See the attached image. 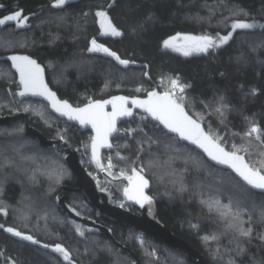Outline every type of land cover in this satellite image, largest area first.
I'll return each instance as SVG.
<instances>
[{
    "label": "trees",
    "instance_id": "obj_1",
    "mask_svg": "<svg viewBox=\"0 0 264 264\" xmlns=\"http://www.w3.org/2000/svg\"><path fill=\"white\" fill-rule=\"evenodd\" d=\"M0 2L6 5L3 13L22 11L28 17L22 28L0 27V57L10 53L31 55L45 67L52 89L74 106L117 94L147 99L150 91H165L167 78L179 77L181 83L191 85L186 89L188 112L195 118L202 114L205 129L211 125L227 140L229 151L233 143H244L241 137L250 122L264 131V28L238 29L227 44L200 55L184 56L163 49L164 41L177 34L215 38L232 31L235 21L264 24V0H66L61 7H53L55 0ZM97 11L108 13L121 37L101 35ZM92 39L130 61L129 65L125 67L89 51ZM13 82H17L16 73L8 61L0 60V117L27 115V120L16 117L8 124H0V207L7 212H0V224L32 235L41 244H61L73 264H135L125 247L142 264H194L184 250L103 217L83 192L62 190L63 186L75 189L76 176L66 162L61 142L71 146L75 142L54 126H67L68 130L75 126L56 117L42 101L19 97L23 103H42L41 111L49 117L45 119L50 126L30 111L13 107L6 90ZM220 97L229 106L223 123L214 111ZM131 124L145 127L148 134L139 129L131 137L116 136L112 150L102 154L101 164L105 166L111 158L120 166L143 168L151 182L149 193L157 202L160 220L176 236L192 244L207 264H230L233 260L235 264H264V241L259 238L264 235V222L259 217L264 194L249 189L231 171L215 166L195 148L167 139L171 135L149 116L144 121L136 117L126 120L119 130ZM27 125L60 143L40 145L27 133ZM148 137L158 143L150 146ZM165 144H174L180 151H172ZM141 147L143 151H139ZM190 155L203 161L199 168L193 167ZM116 178L124 190L125 182ZM60 196H66L67 205L76 210L74 213L79 212L78 216L108 227L116 241L71 219L59 206ZM212 197L219 198L222 204L231 199L234 206L239 202L246 209L244 220L252 217L250 240L225 232V221L205 203ZM133 212L139 210L135 208ZM72 222L82 226L85 237L76 233ZM213 235L218 240L205 239ZM141 236L143 245L138 239ZM235 239L246 249L244 254H236ZM153 251L154 256L148 255ZM0 253V264H68L51 247L33 245L3 229Z\"/></svg>",
    "mask_w": 264,
    "mask_h": 264
},
{
    "label": "snow or ice",
    "instance_id": "obj_2",
    "mask_svg": "<svg viewBox=\"0 0 264 264\" xmlns=\"http://www.w3.org/2000/svg\"><path fill=\"white\" fill-rule=\"evenodd\" d=\"M65 3L66 0H55L53 7H61ZM96 16L99 18L101 35H122L113 25L107 12L97 11ZM27 20L28 17L24 16L21 11H16L0 18V26L14 21L17 27H23ZM256 27L264 28V24L235 21L231 24L232 31L226 35H217L214 38L207 34L200 36H181L177 34L176 37L165 40L164 47L181 52L184 56H189L193 52L208 53L209 50H215L227 44L232 38V33L236 30L253 29ZM176 41L181 42L176 43ZM89 51H102L125 67L130 63V61L126 59H121L120 56L107 47L98 44L96 39L91 40ZM9 59L12 61V67L20 74L19 83L22 86V91H20L18 95L25 96L31 94L33 96L44 97L49 101L51 108L58 113L59 116L67 117L69 121H77L81 126L91 125L95 132V136L91 137L92 159L102 170H110L113 165L111 160H109L107 169H104L98 159V150L101 147H112L109 143V137L114 132L119 131L116 126L117 120L120 117H131L133 115L132 108L128 107L130 102L133 108L142 109L152 120L157 122V126H162L167 134H172L171 136H166L167 139L173 141H187L189 144L194 145L196 149L201 150L203 154H205L209 160L215 162L216 165H222L230 169L249 189L264 193V131H262L255 122H250L248 130L241 137L244 143L240 145L233 143L231 146L232 150H227L226 145L221 142L223 137L214 132L211 125L208 126L207 131L202 127V114H199L197 118H193L192 115H189L186 110V101L188 100L186 89L191 87V85L181 83L179 77L167 78L168 86L165 88V91L162 93L150 91L147 93L148 98L146 100L132 98L131 101H129L127 97L117 96L106 101L93 102L90 100L84 107L74 108L67 101L59 100L56 94L48 88L47 84L44 82L43 69L35 60L28 56L15 55L9 57ZM145 75H147V73H145ZM161 83L164 84V81L162 80ZM137 91H139V89H137ZM109 104L112 106V111L106 112L105 108ZM228 107L229 106L224 103L223 97H220L216 101L214 111L221 117V123H223V118L225 117ZM38 114L41 119H45L44 112L41 111ZM127 131L130 134L134 130L129 129ZM63 138L64 137L61 135V139ZM147 139L150 146L152 143H158V141H154L151 137ZM165 147L172 151H180L174 144H165ZM139 151H143V148L141 147ZM246 156L248 159H246ZM121 159L124 158L121 157ZM189 159L192 161L194 168H199L203 163L197 156L190 155ZM187 162L186 160L185 163ZM143 171V168L139 171L133 168L132 175H126L123 171L120 173L121 176H126L129 182V186L124 188L125 197L139 204L141 208L144 207L145 203L148 205L152 204L151 198L144 193V189L149 186V181L141 174ZM185 171H187V168H185ZM109 174L111 175L112 173L109 171ZM31 179H35L34 174ZM173 182L175 183L176 181ZM180 184L181 190H183V182L180 181ZM0 191H2V189H0ZM205 203H207L210 211L214 209L221 219L225 221L226 233L233 232L237 234V237L251 239L253 233V227L251 226L252 217L249 215L248 220H244L243 216L246 209L241 207L239 202L234 206L230 199L228 204H222L219 198L212 197L209 198L208 201H205ZM120 206L125 207L124 204ZM253 206L255 207V205ZM73 211L76 210L73 209ZM0 212L7 215V212L2 207H0ZM76 214L80 215L79 212H76ZM259 217L260 220L264 222V208H261ZM72 223L74 224L76 233L81 237H85V231L82 230V226L74 222ZM245 224H248V227H245ZM0 229H3L5 232L21 240L28 241L33 245H39L44 249L51 247L52 252L58 253L65 261H68V264H73L70 259V253L61 244H56L54 247L48 244H41V242L32 235H26L13 227H5L3 224H0ZM218 238L217 235L205 237L206 240H218ZM259 238L264 241V235H260ZM138 239L143 245L144 241L142 236L138 237ZM235 245L237 255L245 253L246 249L239 239H235ZM0 255H2V253H0ZM148 255L154 256L155 252H150ZM12 264H15V261H13ZM230 264H235V261H230Z\"/></svg>",
    "mask_w": 264,
    "mask_h": 264
},
{
    "label": "water",
    "instance_id": "obj_3",
    "mask_svg": "<svg viewBox=\"0 0 264 264\" xmlns=\"http://www.w3.org/2000/svg\"><path fill=\"white\" fill-rule=\"evenodd\" d=\"M14 55L15 56H28L31 59L35 60L40 65V67L43 69L44 82L47 84L48 88L52 92H54L56 94V96H57V98L59 100L67 101L74 108H76V107H81L82 108V107H84L86 105L85 104V105H82V106H74L70 101H68L66 99H62L58 95V93L55 90H53L52 87L50 86V84L48 82V79H47V76H46L45 67L42 64H40L37 61V59H35L31 55L23 54V53H10V54L1 56L0 60L8 61L10 63L12 70L17 75V83L18 84H20L19 83L20 74L14 67H12V61L9 59V57L14 56ZM117 96L127 97V98H129V101H131L132 98H136V99H140V100H146V99L140 98V97H131V96H127L125 94H117V95H113V96H111L109 98H106V99L95 100V101H106V100H110L113 97H117ZM22 97L25 98V99H33V100L42 101V102L46 103L49 106L51 112L56 117H58L59 119L65 120L67 123H69L71 125H74L78 129H80L82 132H91L93 134V136H95V132L92 129L91 125L81 126L77 121H69L67 119V117L59 116V114L56 113L51 108V105H50L49 101L46 100L44 97L33 96L31 94H27V95L22 96ZM95 101H93V102H95ZM128 107L132 108L133 115L131 117H120L117 120V125H116L117 129H119V126L121 125V123H123L126 120H131L136 113H138L140 111H143L140 108H133L130 102L128 104ZM186 110H187V108H186ZM105 111L106 112H111L112 111V106L110 104L107 105L106 108H105ZM189 115H191V114L189 113ZM16 117H21L24 120H27L26 113H18L17 115H14V116L0 117V124H8L12 120H14ZM193 118H195V117H193ZM202 127L205 129L203 123H202ZM27 133L30 136H33V137L37 138L39 143H40V145H42L44 147H50V146H53V145H55L57 143H60L58 141H50L47 137H45L42 134L41 131L31 127L30 125H27ZM116 133L117 132H114L109 137V143L112 145L111 148H108V147L99 148V150H98V159H99L100 164H101V156H102V154L104 152H106V151L112 150V148H113V139L116 137ZM170 135H172V134H170ZM181 142L185 143L186 145H189L192 148H195L194 145L189 144L187 141H181ZM61 143L65 146V149H66V154H67L66 155V162H67L68 166L70 167L71 171L76 176V188L75 189H71V188H69L67 186H63L62 187L63 191L75 190L77 192H83L85 197H86V199L88 200V202L90 204H92L95 207V209L100 213V215H102L103 217H105V218H107V219H109L111 221L118 222V223H121L123 225L131 226V227H134L136 229L145 231V232L149 233L150 235H152L154 238L161 239V240L166 241L168 244H170V245H172V246H174V247H176L178 249L184 250L187 253V255L190 258V260L194 264H207L204 256L192 244H190L186 240L176 236L160 220V217H159V214H158L157 202L155 201L153 196L150 195V193H149L150 189H151V182L144 175L143 172L141 174L149 181V186L144 189V193H145V195H147V196H149L151 198L152 204L148 205L147 203H145L144 207L141 208L139 204H136L135 202L130 201V200L127 199L129 202L134 204L135 207L140 211V213H135L133 211H129V210H126L124 208H121V207L117 206L115 201L111 198L110 194L102 189L101 179L98 176H96L95 174H93L88 168H86L83 165V163L80 160L78 151L76 149L72 148L71 145H69L65 141H62ZM196 150L203 154V152L201 150H199V149H196ZM91 152H92V150H91ZM203 155L206 157V159L209 162H211L215 166L231 171L230 169L226 168L225 166L216 165L215 162L209 160L205 154H203ZM139 170L140 169H137V171H139ZM233 174L236 176L235 173H233ZM236 177L240 180V178L238 176H236ZM119 179L123 180L126 183V187L129 186V182H128L126 177H121ZM114 180L117 182V178H114ZM240 181H242V180H240ZM254 191H256V190H254ZM256 192L261 193L259 191H256ZM262 194H264V193H262ZM58 203H59V206L68 214V216L71 219L83 223L85 226H87L90 229H98L100 232H102L108 238L113 239L114 241H116L113 238L112 232H111V230L108 227L97 223L95 220L82 218V217L78 216L76 213H74L69 208V206L67 205L66 196L58 197ZM1 213L3 214V212H1ZM116 244H117L118 247H122V245L120 243L116 242ZM125 251L127 253L131 254L135 258V264H142L140 258L132 250H130V249L125 247Z\"/></svg>",
    "mask_w": 264,
    "mask_h": 264
},
{
    "label": "built area",
    "instance_id": "obj_4",
    "mask_svg": "<svg viewBox=\"0 0 264 264\" xmlns=\"http://www.w3.org/2000/svg\"><path fill=\"white\" fill-rule=\"evenodd\" d=\"M6 90H7L8 94L10 95V97L12 99L13 105L17 109L24 108L26 111L34 112L33 114H36L37 116H40L37 113L36 108L33 106L34 103H31V102H25V103H23L19 99V97H22V96L18 95V93L20 91H22V86L20 84H18L16 82L15 85H9V86H7ZM147 116H148L147 114H139V113H136L134 115V117H136V119L139 120V121H144ZM134 117L132 119H134ZM129 129H131V130H139L140 129L143 132H145L146 134H148L146 132V130H145V127H135L134 125L131 124V125H129L128 130ZM80 131L81 130L75 131V134L76 135H79ZM133 132L134 131H132L129 134V132L126 131V133L130 137L133 135ZM122 134H123V131H120L119 130V131H117L116 136H121ZM88 136H89V140H91V137H93V134L91 132H88ZM71 138L74 140L75 143L78 140H81V139H79L77 136H75L73 134L71 135ZM222 142H224L225 145L228 144L227 140H224V137H223ZM78 144H79V141H78ZM154 144H156V143H154ZM83 146H84V144L81 141L80 142V145L74 144V146H71V147L74 148V149H76L77 151H79V150L81 151V154H79V157H80V160H81L82 163H83V161H85L84 163H86V159L87 160H90V162L92 163L93 166L92 165L91 166L89 165L88 169L93 174H95L96 176H98L101 179L102 189L110 194L111 198L115 201L116 205L119 206V207H121L120 205L121 204H124L125 207H121V208H124V209L129 210V211H133L136 208L135 205L132 204L131 202H129L127 200V198L124 195V190H119V189L116 188L117 187L116 186V183L117 182L114 180L115 176H113V174H111V175L109 174V171L111 173H114L115 172V169L114 168H116V167L113 165V167L110 170H102L100 167L97 166V163L92 159V152L91 151H90V157L87 158L86 153L84 151H82ZM107 167L108 166H103L104 169H107ZM120 168L121 167L117 166V170L120 169ZM124 172L126 173V175H131L132 174V172H129V171H126V170ZM122 177H126V176H122Z\"/></svg>",
    "mask_w": 264,
    "mask_h": 264
},
{
    "label": "rangeland",
    "instance_id": "obj_5",
    "mask_svg": "<svg viewBox=\"0 0 264 264\" xmlns=\"http://www.w3.org/2000/svg\"><path fill=\"white\" fill-rule=\"evenodd\" d=\"M27 24H25V26H26ZM24 27V26H23ZM20 28H22V27H20ZM118 29V28H117ZM120 31V30H119ZM121 32V31H120ZM181 36H183L184 34H180ZM102 36H107V37H113V38H119V37H121V35L120 36H112V35H102ZM177 35H175V36H173V37H176ZM191 36H193V35H191ZM172 38V37H171ZM170 39V38H169ZM168 40V39H167ZM181 41H176V43H180ZM98 43V42H97ZM98 44H100V43H98ZM100 45H102V44H100ZM104 46V45H103ZM104 47H106V46H104ZM108 48V47H107ZM109 49V48H108ZM163 49L164 50H167V51H172V52H175V53H178V54H181V55H183L181 52H178V51H174L172 48H165V47H163ZM111 50V49H110ZM112 51V50H111ZM92 52H94V53H97V54H101V55H104V56H107V57H110V56H108L107 54H105V53H103L102 51H92ZM200 54H204V53H196V52H193L191 55H200ZM191 55H189V56H191ZM110 58H112V57H110ZM112 59H114V58H112ZM115 60V59H114ZM16 83L15 82H13V83H11L10 85H15ZM9 86V85H8ZM8 93V92H7ZM8 96H9V99H10V102H11V104H12V106L13 107H15L14 105H13V102H12V99H11V97H10V95L8 94ZM30 100H32V99H30ZM34 101V100H33ZM39 102H41V101H39ZM39 102H36V103H34L33 104V106L36 108V111H37V113H39V112H41V110H42V108H43V104L42 103H39ZM16 108V107H15ZM17 109V108H16ZM23 112V111H22ZM30 113H34V112H30ZM45 114V116H47L46 115V113H44ZM36 117H38V118H40L41 119V117L40 116H37L36 114H34ZM47 118H49L48 116H47ZM46 125H48V126H50L49 125V123L46 121V119H41ZM54 128L55 129H61V131H63V133H66V135H67V137L69 138V139H72L71 138V135L73 134V135H75V136H78V138L79 139H81V140H78L79 141V144H78V141L75 143L76 145H80V142L82 141L83 142V144H84V146H83V149H82V151H84L85 153H86V156H87V158H89L90 157V148H89V141H91V140H89V136H88V132H83L84 133V135H81L80 133H79V135H76L75 134V131H76V128L77 127H75L74 129H70V130H68L69 128L67 127V126H63L62 128H60V127H58V126H54ZM128 128H129V126L126 128V129H124V130H122L123 131V134L122 135H127V133H126V131L128 130ZM78 129V128H77ZM80 130V129H79ZM78 130V131H79ZM136 130H134V132H135ZM80 132H82V131H80ZM134 132H133V134H134ZM86 133V134H85ZM81 135V136H80ZM130 138V137H129ZM73 140V139H72ZM73 146H74V144H73ZM78 153L79 154H81V151L79 150L78 151ZM109 160H111V163H112V165H114L116 168H114L115 169V172L114 173H112L113 174V176H115V178L116 177H122L121 175H120V173H121V171H129V172H132V169H133V166H120V165H118V164H116L111 158H109L108 159V161H107V163L105 164V166H108V164H109ZM85 161H83V163H84ZM87 167H89V165L91 166L92 165V163L90 162V160H87L86 159V163H84ZM93 166V165H92ZM117 166H119V167H121L120 169H118L117 170ZM125 185H126V183H124ZM116 188L117 189H119V190H123L122 189V187H121V185H119V183L117 182L116 183ZM135 210V209H134Z\"/></svg>",
    "mask_w": 264,
    "mask_h": 264
},
{
    "label": "flooded vegetation",
    "instance_id": "obj_6",
    "mask_svg": "<svg viewBox=\"0 0 264 264\" xmlns=\"http://www.w3.org/2000/svg\"><path fill=\"white\" fill-rule=\"evenodd\" d=\"M5 8H6V5H4V4H2L1 2H0V18H3V17H5V16H7V15H10V14H12V13H3L4 11H5ZM22 12V11H21ZM22 14H23V12H22ZM28 23V20H27V22H26V24ZM5 26H10V27H15V28H17V29H19L20 27H17L16 26V22H8V23H6L4 26H0V27H5ZM139 213H140V211H139Z\"/></svg>",
    "mask_w": 264,
    "mask_h": 264
}]
</instances>
